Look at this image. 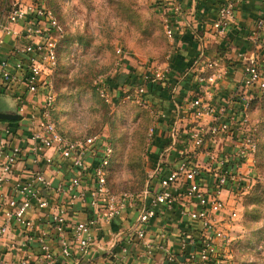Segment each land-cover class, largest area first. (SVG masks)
Returning <instances> with one entry per match:
<instances>
[{
  "label": "built area",
  "instance_id": "built-area-1",
  "mask_svg": "<svg viewBox=\"0 0 264 264\" xmlns=\"http://www.w3.org/2000/svg\"><path fill=\"white\" fill-rule=\"evenodd\" d=\"M180 9L176 3L171 6L174 14ZM233 18L234 2L229 0L219 7L212 21L216 35L223 34ZM163 25L166 37L172 39L174 32L168 17L163 18ZM256 27L263 29L264 21L258 20ZM55 34H63L55 12L37 0L31 3L16 0L0 12V46L6 36L25 40L12 49L13 63L9 58L0 60V84L13 93L22 122L18 134L26 135L28 148L11 143L5 137H13L15 131L2 128L0 238L19 229L25 241L38 244L37 264H53L58 257L68 258L75 252L85 254L98 245L96 231L100 223H111L134 209L137 215L126 237L142 245L145 255L151 257L154 246L147 238L149 224L170 211L180 218L197 221L199 228L197 236L179 237L181 252L187 245H193L196 251L188 252L185 258L169 253V263L232 264L231 226L239 219L238 206L227 205L222 195L224 191L237 195L249 188V181L241 174L245 166H252L257 150L249 109L252 99L264 96V53L241 57L239 87L219 104L213 102V86L225 72L216 59L195 64L190 72L195 77V93L182 108L186 116H177L167 129L165 152L166 156H173L174 165L166 169L156 165L149 183L139 193H114L107 183L113 144L96 134L68 138L52 118L55 105L52 76L57 67L58 46ZM116 51L123 52L120 47ZM149 77L146 79L152 82L163 80L162 66L155 64ZM15 87L19 90H14ZM143 92V87L138 86L128 98L147 104ZM24 93L39 94L41 99L30 105ZM99 95L107 102L114 99L104 86L99 88ZM153 109L157 119L163 116L160 110ZM151 131H155V123ZM214 141L219 143L217 147L210 145ZM200 155L202 165L197 160ZM18 164L27 166L26 175L5 192L4 184ZM76 205L83 218L70 219L68 211ZM227 208L229 212L225 215ZM35 213L45 218L46 229L41 232L36 231L32 217ZM51 237L56 240L57 252L48 243ZM25 241L20 245L25 246ZM5 264H28V258L19 257Z\"/></svg>",
  "mask_w": 264,
  "mask_h": 264
},
{
  "label": "rangeland",
  "instance_id": "rangeland-1",
  "mask_svg": "<svg viewBox=\"0 0 264 264\" xmlns=\"http://www.w3.org/2000/svg\"><path fill=\"white\" fill-rule=\"evenodd\" d=\"M15 1L0 0V12ZM37 1L55 12L63 30L62 36L55 34L58 66L52 76L58 129L68 138L95 134L107 138L114 146L107 178L110 190L139 193L156 166L151 155L155 111L128 98L138 84L131 71L128 76L134 85L123 82L122 76L130 69L153 71L167 58L170 44L161 13L153 0ZM118 47L123 49L120 54ZM110 85L122 94L107 102L99 88ZM251 119L258 129L260 150L257 163L245 166L241 174L249 188L237 195L223 192L227 205L238 206L239 219L231 226L232 264H264V100L252 108ZM197 160L202 165L203 155ZM228 212L227 208L224 214Z\"/></svg>",
  "mask_w": 264,
  "mask_h": 264
},
{
  "label": "crops",
  "instance_id": "crops-1",
  "mask_svg": "<svg viewBox=\"0 0 264 264\" xmlns=\"http://www.w3.org/2000/svg\"><path fill=\"white\" fill-rule=\"evenodd\" d=\"M226 1L229 0H161L160 5V0H153L154 8L161 13L162 25L163 18L168 17L174 32L173 38L168 39L169 54L165 61L161 62L165 77L155 82L146 79V77L150 78L153 72L149 67L150 71L145 73L127 70L128 73H125L122 78L123 80L126 78L123 82L130 83L135 76L134 79L138 84L136 87L140 86L144 89L142 98L149 106L163 113V116L158 119L156 116L154 122L155 135L151 144L154 165L162 166L164 169L174 165L173 156H166L165 152L167 129L169 124L178 118L177 116H186V111L182 108L195 93V77L190 73L195 64L200 65L205 59H216L219 62L220 69L225 72L213 86V102L219 104L239 87L243 69L241 57L252 53L256 55L264 53V27L260 30L256 27L258 20L264 21V0H231L234 2L232 23L223 34L216 35L211 24L219 7ZM175 3L181 8L177 14L172 13L171 10V6ZM15 28L19 29L18 26ZM24 42L23 38L6 36L0 46V60L9 58L13 63L14 58L10 57L12 49ZM130 71L132 79L128 76ZM131 83L134 85L133 82ZM13 89L19 90L16 87ZM108 89L114 100L122 94L119 88L114 90L111 85ZM24 94L30 105H34L41 99L39 94ZM20 123L22 122L16 109L13 93L0 84V135H4L2 128L13 129L16 136L8 138L6 135L5 138L13 144L27 148L26 135L18 134L21 129ZM218 144L214 141L210 145L217 147ZM26 162L28 164L29 160ZM26 168V165L18 164L16 171L4 184L5 192L13 182L25 177ZM77 210L79 211V205L68 211V217L83 218V213H78ZM136 215L133 209L111 223H100L96 231L98 245L92 246L82 255L75 252L68 258L58 257L53 264H113L114 261L116 264H135L138 261L143 264H173L168 262L169 253L173 252L177 257L185 258L188 252L196 251V247L187 245L184 252H181L179 237L182 234L197 236L199 223L180 218L176 212L169 211L162 217L160 215L153 219L149 224L147 238L152 242L154 251L151 257H147L142 245L126 237V232L133 224ZM32 217L35 219L37 232L46 229L45 218L36 213L32 214ZM24 241L19 229L0 238V264H5L9 260L16 261L19 257H27L28 264H37L40 254L38 244L34 241H25V246H21L20 244ZM48 243L52 250L58 251L54 238H49ZM11 245L15 247L12 248ZM122 253L125 254L121 257Z\"/></svg>",
  "mask_w": 264,
  "mask_h": 264
},
{
  "label": "trees",
  "instance_id": "trees-1",
  "mask_svg": "<svg viewBox=\"0 0 264 264\" xmlns=\"http://www.w3.org/2000/svg\"><path fill=\"white\" fill-rule=\"evenodd\" d=\"M122 49V48H121ZM123 50V49H122ZM57 66H58V46H57ZM113 89H117V87H113ZM262 100H264V96L262 97H256L254 99H252L251 104H250V109H249V113H250V117H251V111L252 108L257 105L258 103H260ZM55 102H56V96H55ZM52 118L55 121V108L52 111ZM56 123V121H55ZM57 124V123H56ZM61 131V130H60ZM255 137H256V141H257V150H256V154H255V160L254 163H257L256 158H257V153L260 150V142H259V138H258V129L255 127ZM114 147V146H113ZM245 195V194H244Z\"/></svg>",
  "mask_w": 264,
  "mask_h": 264
}]
</instances>
